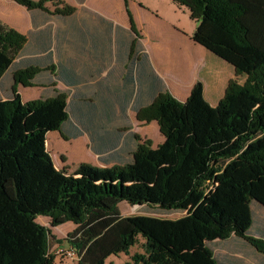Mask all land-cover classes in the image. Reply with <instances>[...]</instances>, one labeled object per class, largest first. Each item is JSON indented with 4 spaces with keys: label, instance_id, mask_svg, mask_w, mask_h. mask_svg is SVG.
Listing matches in <instances>:
<instances>
[{
    "label": "trees",
    "instance_id": "obj_1",
    "mask_svg": "<svg viewBox=\"0 0 264 264\" xmlns=\"http://www.w3.org/2000/svg\"><path fill=\"white\" fill-rule=\"evenodd\" d=\"M16 1L30 9L44 8L45 0ZM49 1L52 12L73 9ZM173 1L196 21L191 38L230 63L242 81L228 78L214 106L202 100L197 81L182 101L163 89L135 110L139 119H155L166 138L168 170L149 156L150 139L132 131L131 157L108 166L79 162L71 171L55 167L47 130L67 138L101 125L74 122L63 92L22 101L13 84L11 95L0 98V264H53L50 239H61L50 227L66 220L74 226L62 239L74 247L76 264H104L120 252L128 260L118 264H244L233 250L218 254L217 241L264 254V223L252 208L264 209V0ZM23 41L0 22V75ZM35 70H14V83L29 84ZM145 165L158 168L157 186ZM173 174L183 181L172 183ZM120 200L181 214L122 215ZM39 214L48 225L36 220ZM138 235L141 250L129 252Z\"/></svg>",
    "mask_w": 264,
    "mask_h": 264
},
{
    "label": "crops",
    "instance_id": "obj_2",
    "mask_svg": "<svg viewBox=\"0 0 264 264\" xmlns=\"http://www.w3.org/2000/svg\"><path fill=\"white\" fill-rule=\"evenodd\" d=\"M61 1L72 11L52 12L49 0L44 8L30 9L16 0H0V22L24 35L0 75V98L11 95L13 84L22 101L60 91L74 122L101 125L67 138L47 130L44 144L55 167L71 171L79 162L108 166L131 157L134 138L129 131L149 138L151 146L158 144L163 135L156 120L137 118V108L163 89L182 101L197 81L202 100L214 106L234 76L230 63L191 38L196 21L186 6L173 0H127L132 27L124 0ZM26 67L36 69L29 84L14 83L13 71ZM105 139L112 142L100 146L98 141ZM126 205L125 200L118 202L122 215H128L122 210ZM252 208L264 223L262 208ZM64 222L66 232L74 226ZM226 242H216L218 254L233 250L244 264H264V254L251 246L240 243V252Z\"/></svg>",
    "mask_w": 264,
    "mask_h": 264
},
{
    "label": "rangeland",
    "instance_id": "obj_3",
    "mask_svg": "<svg viewBox=\"0 0 264 264\" xmlns=\"http://www.w3.org/2000/svg\"><path fill=\"white\" fill-rule=\"evenodd\" d=\"M233 77H235V79L239 82H241L243 79L242 75H235L234 74ZM181 139H182V137L179 138L180 142L183 141ZM165 145H166V138L163 135V139L158 144L153 145V146L150 145L149 156L156 160L157 166L163 167V168H165V170H168L169 167L171 166V164L173 163V157L172 156L167 157V155L165 153ZM52 155L54 158H56V160H58L59 155H57L55 153H53ZM142 167L147 170L148 175L150 176V178H148L149 181L152 184H154V186H157L159 183V170H158V168H149L146 165L142 166ZM171 178L173 179L172 183H179L178 180H181V182L183 181V179L181 177L177 176L176 174L171 175ZM183 184L184 183H182V185ZM122 210L124 213H126L128 215L141 213V214H150V215L161 216V217H176V216L181 214V212H170V213L154 212V211H151L150 208L142 206L141 203L126 205L124 208H122ZM260 211L264 212V209H262ZM36 220L39 222H42V223L46 222V225H48V221L44 216L40 215L36 218ZM64 223H66V222L57 224V225L53 226V228L50 227V229L53 231L52 233L55 235V237L60 238L61 240L60 241H54V239H50L49 252L53 255L54 264H75L76 262L74 259L53 253V249L56 246V244L65 243L62 238L64 237V235L66 233L68 224H64ZM141 242H142V238L138 235L136 242L129 247V252L140 251L141 250ZM125 260H128V256L126 254L120 252L118 254H110L109 256H107L105 261H104V264H118V263H122Z\"/></svg>",
    "mask_w": 264,
    "mask_h": 264
},
{
    "label": "built area",
    "instance_id": "obj_4",
    "mask_svg": "<svg viewBox=\"0 0 264 264\" xmlns=\"http://www.w3.org/2000/svg\"><path fill=\"white\" fill-rule=\"evenodd\" d=\"M63 244H56V246L53 249V253L57 255H63L64 257H68L71 259H74L76 262L77 256L75 253V249L72 245L64 241ZM76 264V263H75Z\"/></svg>",
    "mask_w": 264,
    "mask_h": 264
}]
</instances>
